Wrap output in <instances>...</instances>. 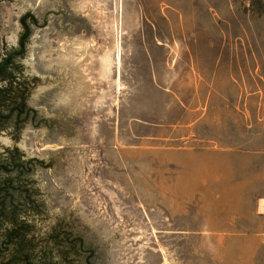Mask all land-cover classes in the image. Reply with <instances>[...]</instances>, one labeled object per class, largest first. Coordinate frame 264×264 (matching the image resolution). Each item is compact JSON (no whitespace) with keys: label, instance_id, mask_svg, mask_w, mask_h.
I'll use <instances>...</instances> for the list:
<instances>
[{"label":"rangeland","instance_id":"374dc122","mask_svg":"<svg viewBox=\"0 0 264 264\" xmlns=\"http://www.w3.org/2000/svg\"><path fill=\"white\" fill-rule=\"evenodd\" d=\"M65 1L21 60L43 78L30 109L62 126L0 135L4 158L24 142V161L55 162L36 171L38 238L61 219L103 264H264V0ZM13 2L0 55L32 4L39 24L67 10Z\"/></svg>","mask_w":264,"mask_h":264},{"label":"water","instance_id":"95a60500","mask_svg":"<svg viewBox=\"0 0 264 264\" xmlns=\"http://www.w3.org/2000/svg\"><path fill=\"white\" fill-rule=\"evenodd\" d=\"M7 1V6L10 4H13V0H0V3ZM65 6L67 7V10L59 11V12H54V13H46V18H45V23L44 24H39L36 26V29L43 28L47 23H48V14L50 16H58L63 13L67 14H72L71 13V8L67 5V2L63 0ZM30 34L33 35L32 31H30ZM14 36V35H13ZM16 38V43L19 42L21 36H14ZM6 40H11V39H4L5 41V53L6 49L8 47V44ZM31 41L30 38L25 42L26 48H25V53L23 54L21 60H26L27 57V48H29ZM15 50V49H14ZM14 50H11L9 52H12ZM21 60L19 61V66L21 67ZM14 73L18 74L17 78L18 81L14 80L13 81V88L15 90L18 89L19 83H22L23 85H29V83H33V87L29 90L28 93V103H30L34 92L36 88L39 86V84L42 82L43 78L40 79H30V78H23V73H22V68L20 69L19 72L15 71ZM15 82V83H14ZM22 88H24L21 85ZM62 89L63 88H56L55 90L52 91V96L54 97L55 101L58 99L63 101V95H62ZM38 113L40 116L38 110H33ZM41 118V117H40ZM33 125L35 126L39 131H40V126H45L48 129H51L55 131L54 126L61 127L62 124L61 122H56V123H51V122H43V123H37L36 125L33 124L32 122H25V124L22 125L20 130H16L13 135H11V138L17 142L19 140L20 136L25 132L27 126ZM12 128H4L0 130V135H2L6 130ZM22 150H18L17 148L11 152L7 151V153L13 154V156L20 161H24L25 155H20L21 151H28L26 145L24 142L21 144ZM51 148V149H50ZM55 146L46 147L43 148V150H52L54 149ZM2 155V154H1ZM31 167L30 170L25 172L24 174L20 173L15 175V179H17V184L16 186L21 187V189L17 188L15 191H13L14 198L11 199L10 202H8V206H11L13 204H18L23 201L30 202L31 200L27 198V195L30 194L32 197V200H34V203L29 206V208H21L16 215L15 218L12 216H9L7 213L6 216L0 218V237L1 235L7 231V229H11L13 223L18 222L23 225H26L27 228V233L25 232V237H24V243L25 245V253L30 257L29 259L32 261L36 262H43L47 263L50 262L51 264H81V262L76 260V258L71 259L70 257L65 256L66 249L58 247V240L55 239V236L57 235L58 231H66V232H71L75 235L81 236L83 238L84 245L87 248H91L94 250V258H93V263L94 264H103L105 261V247L97 250L96 248V242L95 241H89V232L82 231L78 225H71L69 222L62 221L59 219V224L57 227H52V234H51V240H43V238H38L39 233L42 231L43 227L48 224L50 221V217L47 216V205L40 196V194H45L43 189H38L37 183H36V171L38 170H49V169H55V162L53 163H45L43 161H38V160H32L31 161ZM30 162V163H31ZM27 189L30 192L27 193L25 190L23 191L22 189ZM65 233V232H64ZM64 236V235H62ZM64 238V237H62ZM65 244V243H64ZM11 252H6V254L1 255L0 254V261L4 260L5 258H10ZM74 261V262H73ZM59 262V263H57Z\"/></svg>","mask_w":264,"mask_h":264},{"label":"flooded vegetation","instance_id":"af4514ba","mask_svg":"<svg viewBox=\"0 0 264 264\" xmlns=\"http://www.w3.org/2000/svg\"><path fill=\"white\" fill-rule=\"evenodd\" d=\"M35 11L36 8L34 9L32 4L27 13L20 19L24 30L19 40L18 48L12 52L0 55V130L8 127L12 128L13 131H19L25 122L29 121L36 125L38 122L47 121V118H40L38 113L29 107L28 93L33 87V83H29V85L19 83L17 90L13 88V81H18V74L14 72H19L21 69L19 61L25 53V42L29 37L30 31H32V26L39 25L34 14ZM50 105L52 104H47L46 102L47 107ZM20 162L28 161L17 160L11 153H6L5 158L0 154V203L10 202L14 198L13 191L19 187L16 186L17 179H15V175L20 174L22 171L17 167V163ZM19 188L21 189V187ZM24 237L25 234H13L9 229L1 235L0 254L4 255L6 252H11V255L9 259L5 258L0 261V264H45L42 261L36 262L29 259L30 257L25 253L26 244L24 243ZM91 252H93V256L85 260L84 264H94L92 261L94 250L91 249ZM46 264L51 263L47 262Z\"/></svg>","mask_w":264,"mask_h":264},{"label":"trees","instance_id":"16d2710c","mask_svg":"<svg viewBox=\"0 0 264 264\" xmlns=\"http://www.w3.org/2000/svg\"><path fill=\"white\" fill-rule=\"evenodd\" d=\"M30 166L31 164L29 162L17 163V167L22 170L20 172L22 174L26 172V169L28 171ZM22 190L23 191L25 190V192L27 191V193L30 192L29 190L24 189V188ZM27 198H29L31 201L30 202L23 201L21 203L13 204L11 206H8L9 201L1 202L0 203V218L6 216L7 213L9 214V216H12L13 218H15L21 208H26V207L29 208V206H31V204L34 203V200H32V197L30 196V194L27 195ZM26 230H27L26 225H23L18 222L16 223L14 222L10 229V232L13 234L14 233L25 234V232L27 233ZM55 239L58 240V247L66 249V252L64 253L66 257H70L71 259L76 258V260H78V262L80 261L81 264H84L85 260L93 256V252H91V248L85 247L84 245L85 241L83 240L81 236H78L71 232H66L63 230L62 233L61 231L57 232Z\"/></svg>","mask_w":264,"mask_h":264},{"label":"bare ground","instance_id":"6f19581e","mask_svg":"<svg viewBox=\"0 0 264 264\" xmlns=\"http://www.w3.org/2000/svg\"><path fill=\"white\" fill-rule=\"evenodd\" d=\"M253 249V248H252ZM243 254V253H242ZM246 254V253H245ZM247 255V254H246Z\"/></svg>","mask_w":264,"mask_h":264}]
</instances>
